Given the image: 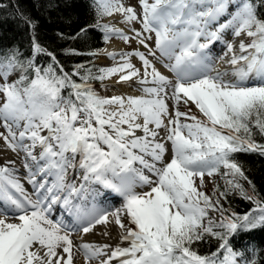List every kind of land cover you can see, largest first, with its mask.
Masks as SVG:
<instances>
[{
    "label": "snow or ice",
    "instance_id": "snow-or-ice-1",
    "mask_svg": "<svg viewBox=\"0 0 264 264\" xmlns=\"http://www.w3.org/2000/svg\"><path fill=\"white\" fill-rule=\"evenodd\" d=\"M93 4L97 22L89 27L102 31L105 43L134 38L145 51L104 49L111 66L94 71L82 63L68 72L27 17L29 55L0 48V140L23 153L24 179L36 196L24 188L14 160L0 165V264H74L73 249L83 252L85 264H264V247L251 235L264 230V199L235 159L237 153L264 156V143L255 138L264 137V0H137L139 13L122 0ZM116 13L132 36L101 23ZM225 34L250 42L239 40L238 52L225 42L218 59L230 67L220 68L211 50ZM39 56L50 62L39 66ZM117 75V83H138L141 94L101 96L92 86ZM181 103L194 104L203 119L180 111ZM216 174L224 190L216 185L210 196L201 190L204 177ZM232 192L253 207L243 214L224 209L220 200ZM112 194L122 199L120 207L96 206ZM57 204L70 223L49 218ZM109 222L127 246L74 243L73 232L88 234ZM207 238L218 246L201 254L195 245Z\"/></svg>",
    "mask_w": 264,
    "mask_h": 264
},
{
    "label": "trees",
    "instance_id": "trees-1",
    "mask_svg": "<svg viewBox=\"0 0 264 264\" xmlns=\"http://www.w3.org/2000/svg\"><path fill=\"white\" fill-rule=\"evenodd\" d=\"M27 17L37 23V31L40 42L50 51H54L64 70L71 72L76 64L87 63L95 71L103 66L97 62L96 56L88 55H66L65 50L75 49L78 52L88 53L101 49L106 43L103 33L99 29L89 26L96 24L97 16L93 0H0V48H19L22 58L30 53L31 37L30 29L25 23ZM106 17V16H105ZM105 17L101 23H104ZM264 18V17H262ZM89 27L86 35L76 36L81 28ZM63 34L61 38L58 34ZM75 37V38H73ZM50 62L48 57L39 56L37 64L46 66ZM74 79L79 82L77 77ZM101 81L93 80V88L100 94ZM94 83V84H93ZM65 95L67 92L65 91ZM256 130L254 129V132ZM258 142L264 143V137L258 134L255 137ZM235 159L242 166L245 175L255 185L256 192L264 199V156L255 153H237ZM221 168L220 172L223 173ZM246 191L252 193V187L247 180H240ZM216 185L220 191L224 190V181L220 174H216L212 195ZM219 196V192L216 193ZM224 209L243 214L249 211L253 205L232 192L227 199L221 198ZM210 215L219 218L218 213L210 212ZM254 242L264 247V230L256 229L252 234ZM218 246L215 238H207L205 242L195 245L201 254L214 251Z\"/></svg>",
    "mask_w": 264,
    "mask_h": 264
},
{
    "label": "bare ground",
    "instance_id": "bare-ground-1",
    "mask_svg": "<svg viewBox=\"0 0 264 264\" xmlns=\"http://www.w3.org/2000/svg\"><path fill=\"white\" fill-rule=\"evenodd\" d=\"M123 4L128 7V6H133V7H137V0H122ZM140 9V8H138ZM140 10H137V13H139ZM111 19L113 22V24L118 27L123 29L129 36H132L133 33L130 31V28L127 24L123 23L122 20V16L119 13H116L114 15L111 16ZM132 27H134L135 29L139 30L141 25L139 23H133ZM227 35H228V39H227ZM134 39V38H133ZM132 39V40H133ZM155 39L154 34H153V40ZM223 41L219 47V49H217V47L215 46V44L212 47L211 50V54L213 55V57L217 58L216 59V64L218 67L220 68H228L230 67L229 65H227L224 61H221L218 59L219 56L223 55L226 51V43L225 42H233L236 45V51H239L238 45H239V40L243 39L245 41V43L247 42V38L245 36H241L239 39H234L231 34H225L223 37ZM135 43L138 44V47H140V51H145V49L143 48V46H141L138 42L137 39H134ZM150 46H153V44H150ZM105 49H107L108 51H127L126 45L123 43L122 39L118 38V37H112V39L106 43L105 45ZM103 60L112 62V59L109 58L108 56L102 54ZM119 59V57H117V60ZM149 59H152L151 57H149ZM132 62L136 65V67L140 68L141 62L139 61L138 57H132ZM153 63H155L156 67L164 74L171 76L172 74L168 72V70L163 66L162 63L153 60ZM118 80V75L115 76L113 78V82L116 84L117 86V91L115 92L116 95H122V96H129V95H140L141 91L140 88L141 86L136 83L135 81L132 82H122V83H117L116 81ZM170 105V110H171V102H169ZM0 131H4L3 128H0ZM163 135V131L161 133ZM171 156V150H170V145H169V153L167 154L166 158H170ZM22 158H23V153H20L19 156L16 153H13L10 149H7L6 145L4 144V142L2 140H0V165L4 164L6 161H15V167L17 168V175L20 177L21 179V183H23L24 188L27 190L28 194L31 196V198L33 200L36 199V196L33 192V187L32 185L28 184L26 179H24L25 175H26V170L22 167ZM147 191V188L144 189H137V191ZM104 198H99L96 201V205H98L99 203H101V201ZM122 203V199L119 197L114 203H104L102 204L101 208L105 209L109 212L114 211L116 208L120 207ZM74 211V210H73ZM0 215H3L2 212H0ZM49 218L52 219L53 221L56 220H60L63 219L66 223H70L72 220V217L69 216L68 214V210H66L62 204H57L54 205L51 209V212L49 213ZM10 222H16L15 220H12ZM121 229L115 225L112 222H109L107 225H98L96 226V228L88 234H81L80 232L76 231L72 233V237L75 242H79L82 238L83 241L85 242H94L97 244H109L112 247H115L117 244H120L121 246H127L126 242H121L120 240V234H121ZM105 233H107V235H105ZM73 253H74V264H85V259H84V254L82 251H77L76 249H73ZM91 264H98V261H92Z\"/></svg>",
    "mask_w": 264,
    "mask_h": 264
},
{
    "label": "rangeland",
    "instance_id": "rangeland-1",
    "mask_svg": "<svg viewBox=\"0 0 264 264\" xmlns=\"http://www.w3.org/2000/svg\"><path fill=\"white\" fill-rule=\"evenodd\" d=\"M135 8H136V11L137 10H140V9H138L139 6H137ZM111 21H112L111 16H107L106 19H105V23H111V24H113V22H111ZM228 38L229 37L227 35V39ZM246 40H247L246 43H249L250 42V39L249 38H247ZM123 43L126 45V48H127V51L126 52H131V51L136 50V49H139L140 50V47H138V44L135 43L134 39L133 40L131 39L130 42H128V43H125L123 41ZM149 43L154 45V40H152ZM104 49H105V46L103 48L99 49V50H101V54H99V55L96 56L97 57V60L100 61V63L102 62V65L103 66H104V64H106L108 66H111L113 64L112 62L103 60V58H101V57H103L102 50H104ZM157 56H159V53H157ZM114 77L115 76H113L110 79H106V80H104L103 82H101L99 84L100 90H101L100 91L101 96H112V95H116L115 92L117 91V86L113 82V78ZM189 109L191 110V114L197 116L198 118L203 119L202 114L199 112V110L195 107L194 104H189V105L186 106L183 103H181L179 105V110L182 111V112H188ZM189 122H191V121H189ZM215 177H216V175H214L212 177H209V176L205 175V177H204V185H203V188L201 190H203L206 194H208L209 190H212L213 189L214 182H215ZM197 184H199V181L198 180H197ZM124 223L125 224H128L127 219L124 220ZM128 227H134V225H128Z\"/></svg>",
    "mask_w": 264,
    "mask_h": 264
}]
</instances>
